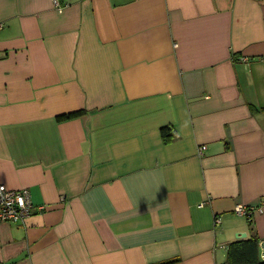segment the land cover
I'll return each mask as SVG.
<instances>
[{
	"label": "crops",
	"instance_id": "0c3cea01",
	"mask_svg": "<svg viewBox=\"0 0 264 264\" xmlns=\"http://www.w3.org/2000/svg\"><path fill=\"white\" fill-rule=\"evenodd\" d=\"M62 2L0 0V183L34 205L0 264L264 259L235 211L264 206V0Z\"/></svg>",
	"mask_w": 264,
	"mask_h": 264
},
{
	"label": "built area",
	"instance_id": "2783aa9c",
	"mask_svg": "<svg viewBox=\"0 0 264 264\" xmlns=\"http://www.w3.org/2000/svg\"><path fill=\"white\" fill-rule=\"evenodd\" d=\"M54 6L62 9L64 4L62 0H52ZM205 147L202 146L200 150ZM43 208V206H40ZM34 205L30 198L28 188L11 189L5 184L0 183V222H21L27 216L33 213ZM236 213L251 218L256 213H263L264 206L237 204ZM264 257V254H263Z\"/></svg>",
	"mask_w": 264,
	"mask_h": 264
},
{
	"label": "trees",
	"instance_id": "16d2710c",
	"mask_svg": "<svg viewBox=\"0 0 264 264\" xmlns=\"http://www.w3.org/2000/svg\"><path fill=\"white\" fill-rule=\"evenodd\" d=\"M85 113L84 110L68 112L57 116L58 120H65L76 117ZM165 141H169L173 137V131L169 126L161 128ZM250 219V218H249ZM260 239L257 235L250 238L236 240L228 246V264H264L261 256ZM174 260L159 264H169Z\"/></svg>",
	"mask_w": 264,
	"mask_h": 264
},
{
	"label": "water",
	"instance_id": "95a60500",
	"mask_svg": "<svg viewBox=\"0 0 264 264\" xmlns=\"http://www.w3.org/2000/svg\"><path fill=\"white\" fill-rule=\"evenodd\" d=\"M237 237L245 238L246 237V233L237 234Z\"/></svg>",
	"mask_w": 264,
	"mask_h": 264
}]
</instances>
